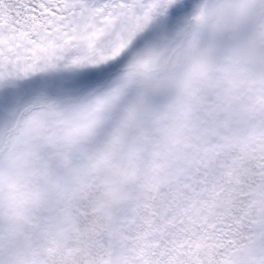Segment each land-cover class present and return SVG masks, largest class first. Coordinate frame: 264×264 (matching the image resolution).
Masks as SVG:
<instances>
[{
	"label": "trees",
	"instance_id": "16d2710c",
	"mask_svg": "<svg viewBox=\"0 0 264 264\" xmlns=\"http://www.w3.org/2000/svg\"><path fill=\"white\" fill-rule=\"evenodd\" d=\"M178 6H182L179 0H0V28L4 25L11 32L9 37H0L7 45L5 52L0 46V64L8 69H0V80L8 87L22 88L19 96L44 84L75 92L116 69L136 67L138 62L143 68H156L159 62L154 65L150 56L148 63L142 56L152 52L157 58L162 50L171 53L174 44L167 30L174 38L182 31H174L173 22L166 17L171 14L185 22L195 16L192 9ZM261 6L257 33L264 42V0ZM89 11L87 24L82 18ZM155 26L160 29L155 31ZM154 33L158 34L156 40L149 37ZM54 35L59 40L56 49L64 59L68 57L65 64L75 69V76L69 75L73 69L67 67L54 80H41L37 71L48 69L51 56L39 52L49 51L44 43ZM16 37H26L32 50L15 43ZM123 48L120 57H115ZM214 69L215 80L194 86L183 103L166 110L167 138L162 140L164 135L157 129L145 127L127 145V151L115 149L114 144L113 149L102 150L100 161L93 163L76 195H64L65 200L57 205V214L67 212L74 220V229H65L60 237L43 236L51 208L44 207L47 202L40 183L50 173L43 174L41 160L29 145L21 151L1 149L20 135L10 133L11 127L4 129L0 167L9 155L10 168L0 169L5 180L0 182V206L5 205L0 210V264H106L115 241L119 264H227L234 254L250 246L264 229V84L246 61L233 56L219 60ZM64 74L72 76L69 82ZM215 84L230 88L229 93L220 97L215 90L209 96ZM13 105L17 107V103ZM232 111L235 116L230 122ZM107 113L108 121L94 124L121 131L123 139L126 131L121 129V121L114 112ZM242 117L252 123L243 120L249 127L239 134L236 129L241 127ZM60 124L63 129L67 122L61 120ZM257 124L262 129L254 133ZM75 144L87 146L82 138H76ZM48 150L69 156L70 168V162L81 163L85 158L77 149L73 157L72 149ZM118 170L122 180L138 191V197L131 204L126 198L125 204L133 208L120 216L114 238L107 208L118 202L114 196ZM25 204L32 208L27 216L21 210ZM14 248L21 253L13 254Z\"/></svg>",
	"mask_w": 264,
	"mask_h": 264
},
{
	"label": "rangeland",
	"instance_id": "374dc122",
	"mask_svg": "<svg viewBox=\"0 0 264 264\" xmlns=\"http://www.w3.org/2000/svg\"><path fill=\"white\" fill-rule=\"evenodd\" d=\"M179 1L182 3V6H178L179 8L187 11L192 9L195 16L188 18L189 20H185V22L171 14L166 17L165 20L173 22V25H169L173 26L174 31H178V29L182 31L177 32L179 34L174 38L172 31L167 30V35L174 44L171 53L162 50L157 58L152 52L142 56L143 59L148 60V63L153 60L154 65H157L159 62L156 68L146 69L138 62L135 64L136 67L116 69L112 74L94 79L75 92H62L54 85L44 84L37 85L19 96L23 93L22 88L8 87L5 82L0 80V135L4 129L9 127H11L10 133H20L16 141L5 142L1 149H20L21 151V149H27L29 145L32 154L41 160L44 168L43 174L50 173L47 178H45L46 175L42 176L44 179L40 183L42 194L47 202L44 207L49 208L50 206L51 208L48 227L46 231H43L45 238L60 237L64 235L62 233L65 229H74L73 218L67 212L57 214V205L60 201L65 200L67 194L72 193V197L76 195L78 187L84 185L93 163L100 161L102 150L113 149L112 144H114L115 149H126L127 151L130 147L127 145L145 127H150L149 131L157 129V132L164 135L162 140L167 138L168 136L165 135H168V125L164 121L167 117L166 110H172L179 103H183L194 86L202 87L206 82L210 84V81L215 80L214 68L219 60H227L233 56L239 58L243 63L246 61L252 67L257 79L264 84V42L261 41L257 33V26L263 13L261 0ZM179 8L177 10H180ZM164 11L166 14L168 13L167 9ZM90 13L91 11L82 18L87 24V19L91 16ZM91 22H93V18L89 20V24ZM156 28L159 26H155V31ZM79 30L85 31L81 26H79ZM156 33L149 35L150 39H158ZM10 34L11 32L4 25L0 28L1 39L9 37ZM141 37V35L138 37L137 43L141 41ZM1 39L0 42H3ZM122 41V45H124L125 36H122ZM14 42L18 45L22 43L23 47L27 46L28 50H32L29 49L26 37H20V39L16 37ZM58 42V37L52 36L51 40L44 43L49 51L39 52L51 56L48 69L37 71L38 78L41 80L44 78L45 80H54L58 71L67 67L73 69L65 64L66 61H69L68 57L64 59L60 51L56 49ZM0 46L5 52L7 45L3 42ZM139 50L142 54L143 50ZM124 51L125 48L120 50V54L115 57H120ZM169 54L170 59H168ZM0 69L8 70L3 67V63L0 64ZM24 69L28 72L32 71L30 67H24ZM74 70H69V75L75 76L76 71ZM6 71L4 75L8 78ZM33 73L37 75V73ZM233 74L237 75V71ZM72 76L64 74L63 78L69 82V78ZM58 77L61 78V76ZM215 86L216 89L209 90V96L210 94L214 95L215 90L219 92L220 97L223 93L224 96L229 93L228 89L230 88L222 89L219 84H215ZM14 103H17L16 108ZM6 106L9 108L6 109ZM108 111L114 112V116L121 121V129L123 127L126 131V136L123 139L121 131L118 133L114 130H104L100 125L98 128L94 124L96 121H108ZM10 113L12 115H9ZM232 113L233 115L229 116L230 122L234 121L232 119L235 116L234 111ZM27 114L29 116L25 118L24 122L23 118ZM61 120L67 122L63 129H59L62 126ZM243 120L248 124L252 123V119L242 117L241 127L238 126L236 129L239 134H241V130H246L249 127L244 126ZM254 122L258 123L256 119ZM22 123L25 125L24 128L21 126ZM79 123H82L80 127ZM260 129L262 126L257 124L253 129L254 133H258ZM114 137L117 138V142L114 141ZM76 138L86 139L87 146L76 145ZM157 146L158 144H155V148ZM48 149H72V157L77 149L85 158L81 163L73 160L69 164L70 168L67 164L69 156L66 158L57 156L55 152ZM8 158L9 155L3 158L0 169L8 168ZM122 175L123 173L119 170L115 175L116 180H119L114 188V196L118 197V202L107 208L111 234L114 238H116L115 229L120 216L129 207L133 208V206L125 204L126 200L131 199L132 201H129L131 204L138 197V191L134 186H129L126 181H123ZM1 176H3V172L0 170V182L3 184L5 180ZM39 205L36 206L38 209H40ZM4 207L5 205L0 206V210ZM21 210L22 214L27 216L32 208L25 204ZM13 251L15 255L21 253V251L17 252L16 248ZM119 262L120 252L115 241L110 260L106 264H119ZM227 264H264V229L258 231L257 237L250 246L238 254H234Z\"/></svg>",
	"mask_w": 264,
	"mask_h": 264
}]
</instances>
